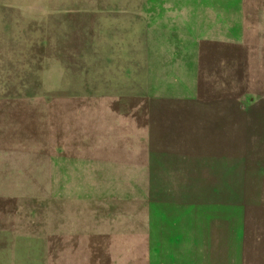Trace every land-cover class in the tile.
<instances>
[{
    "label": "rangeland",
    "instance_id": "1",
    "mask_svg": "<svg viewBox=\"0 0 264 264\" xmlns=\"http://www.w3.org/2000/svg\"><path fill=\"white\" fill-rule=\"evenodd\" d=\"M0 264H264V0H0Z\"/></svg>",
    "mask_w": 264,
    "mask_h": 264
}]
</instances>
